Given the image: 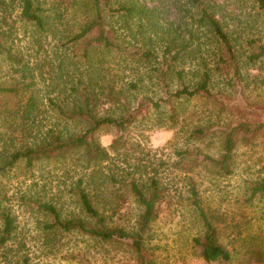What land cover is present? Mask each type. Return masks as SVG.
I'll use <instances>...</instances> for the list:
<instances>
[{
	"label": "trees",
	"instance_id": "16d2710c",
	"mask_svg": "<svg viewBox=\"0 0 264 264\" xmlns=\"http://www.w3.org/2000/svg\"><path fill=\"white\" fill-rule=\"evenodd\" d=\"M236 1L263 16L264 0ZM228 11L218 0H0V264H29L14 199L46 245L78 233L128 247L137 264H168L152 233L176 196L193 219L186 249L207 264L231 260L202 186L242 172V155L264 136V96L246 94L240 63L264 65V24L250 22L243 37ZM149 120L183 135L173 157L135 139ZM102 129L113 133L107 146ZM16 169L31 181L18 197L6 183ZM241 185L244 207L264 199L263 170ZM124 194L139 209L128 227L113 217Z\"/></svg>",
	"mask_w": 264,
	"mask_h": 264
},
{
	"label": "rangeland",
	"instance_id": "374dc122",
	"mask_svg": "<svg viewBox=\"0 0 264 264\" xmlns=\"http://www.w3.org/2000/svg\"><path fill=\"white\" fill-rule=\"evenodd\" d=\"M218 1H222L227 6L228 12L234 18L229 21L230 29H237L243 37L246 36L245 31L250 22H254L256 19L258 25L264 24V14L257 16L249 1ZM252 36L255 35L249 37ZM240 63L246 78L242 84L246 94L251 99L264 96V65L249 66ZM5 69L0 67V74H3L1 70ZM206 104V101L201 99L188 104L187 107L191 111H199ZM167 115L166 112L162 116ZM106 131L102 129L98 133L99 141L105 146L113 138V133ZM133 135L141 142L145 151L150 150L151 154L157 155V158L173 157V146L179 147L183 143L181 133H178L176 137L173 129L158 126L152 120L137 124L133 129ZM242 160L245 168L239 174L225 178H207L202 186L203 196H205L206 204L211 212L218 216L214 217V221L218 228L219 241L231 251V260L225 264H264V199L257 201L251 207H244L238 202L242 191V177L244 178L248 174L254 175L260 169L264 171V136L257 142L253 150L242 155ZM44 174L54 176V178L58 176L61 181H64L65 177L62 170L55 172L51 170L52 175L45 171ZM23 179L24 176L20 170L16 169L10 179L6 181L10 192H13L16 197L31 184L30 180L20 182ZM44 180L43 176V180L39 177L36 181L41 185ZM55 183L56 180H53L52 186L49 187L51 191H57ZM68 183L69 180L66 185ZM66 187L62 189L61 202L64 207L74 209L75 202ZM35 188L41 189L39 186H35ZM178 199L179 204L176 203ZM181 201L182 199L176 196L170 202L163 203L159 208L158 220L154 223L152 233L154 243L157 244L156 255L164 259L163 263L168 261V264L171 262L181 264L183 261L186 264H207L200 257L193 256L189 248L186 249L185 240L193 232V219L180 205ZM120 203L118 211L113 215L114 220L123 226L133 225L138 214V207L126 194L120 198ZM13 204L17 211H20L21 217L22 229L19 237L23 238L24 246L20 255H27L29 264H137L128 247L103 243L78 233L59 234L54 240V246L46 245V238L35 222L34 217L36 216L23 210V207L18 208L16 199ZM20 255L17 256L18 259H20ZM9 264L14 263L11 261Z\"/></svg>",
	"mask_w": 264,
	"mask_h": 264
}]
</instances>
